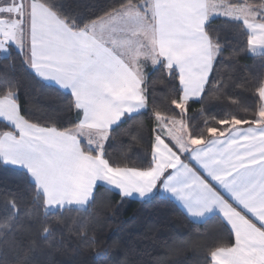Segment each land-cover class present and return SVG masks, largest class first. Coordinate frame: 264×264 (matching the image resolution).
<instances>
[{
    "label": "snow or ice",
    "instance_id": "snow-or-ice-1",
    "mask_svg": "<svg viewBox=\"0 0 264 264\" xmlns=\"http://www.w3.org/2000/svg\"><path fill=\"white\" fill-rule=\"evenodd\" d=\"M217 15L241 22L245 50L264 62V2L115 0L84 19L65 0H0V59H10L17 46L36 76L68 90L69 107L77 111L71 127L33 122L22 114L15 86L6 82L0 94V119L14 129L0 132V164L21 169L32 184L28 229L38 226L47 239L59 222L49 214L86 210L98 185L122 198L166 194L187 217L217 218L230 227L234 243L215 247L213 264H264V76L251 119L229 114L205 121L216 126L204 130L188 122L190 103L222 87L210 80L227 46L212 30ZM148 65L178 79L170 103L179 118L153 109L150 166H120L106 158V142L114 126L143 115L150 102L155 106ZM4 203L0 238L21 211L11 194Z\"/></svg>",
    "mask_w": 264,
    "mask_h": 264
},
{
    "label": "trees",
    "instance_id": "trees-1",
    "mask_svg": "<svg viewBox=\"0 0 264 264\" xmlns=\"http://www.w3.org/2000/svg\"><path fill=\"white\" fill-rule=\"evenodd\" d=\"M114 2L65 0L69 11L84 19L103 14ZM246 2L259 4L264 0ZM212 30L227 46L210 77L219 79L222 87L207 92L202 101L190 103L187 116L192 119L188 122L199 125L201 130L216 126L205 121L229 114L251 119L259 106L255 86L264 76L262 58L245 50L247 36L241 22L217 17L212 19ZM147 73L149 91L156 97L155 106L150 102L149 111L115 126L106 142V158L120 166H150L157 134L153 109L179 118V110L170 103L176 98L178 79L163 70L155 71L152 66L147 67ZM6 82L18 89L22 114L27 119L57 127H71L77 121V111L69 107L70 94L36 76L15 46L10 59H0V94ZM3 131L13 129L0 120V132ZM32 191V184L21 169L0 164V218L6 214L4 201L8 194L17 199L21 209L15 227L0 238V264H16L17 259L26 260L27 264H212L210 252L215 247L234 243V234L219 219L194 222L169 197L122 198L118 192L99 185L95 203L86 210L49 214L50 221L59 222L52 235L44 239L38 226L27 227L29 216L25 210L33 208ZM37 214L43 219L42 207ZM96 253L103 255L96 258Z\"/></svg>",
    "mask_w": 264,
    "mask_h": 264
},
{
    "label": "crops",
    "instance_id": "crops-1",
    "mask_svg": "<svg viewBox=\"0 0 264 264\" xmlns=\"http://www.w3.org/2000/svg\"><path fill=\"white\" fill-rule=\"evenodd\" d=\"M217 17H220V18H226V19H230V18H228V17H223V16H219V15H217V16H214L212 19H214V18H217ZM231 20V19H230ZM13 46H15V45H13ZM16 48H17V46H15ZM18 49V48H17ZM148 66H151V65H148ZM147 66V67H148ZM153 67V66H152ZM146 71H147V68H146ZM40 78V77H39ZM41 80H43L42 78H40ZM44 82H46V83H49V84H52V82L51 81H45V80H43ZM64 91H66V92H68V90H64ZM69 93V92H68ZM0 120H2V119H0ZM3 121V120H2ZM6 123V122H5ZM115 127V126H114ZM243 127H247V125H244ZM14 130V129H13ZM182 159H184L183 157H182ZM185 162H187L186 160H185ZM12 167H14V166H12ZM14 168H17V167H14ZM19 169V168H18ZM159 187V186H158ZM163 196H166V197H168L166 194L165 195H163ZM129 198H131V199H138V200H144V199H146V198H140V197H138V196H136V195H134L133 197H129ZM170 198V197H169ZM148 199V198H147ZM171 200H173L179 207H180V205H179V203L177 202V201H175L174 199H172V198H170ZM83 209V208H82ZM189 218V217H188ZM189 219H191L192 221H194V222H200V221H195V220H193L192 218H189ZM230 228V227H229ZM212 264H213V262H212Z\"/></svg>",
    "mask_w": 264,
    "mask_h": 264
}]
</instances>
